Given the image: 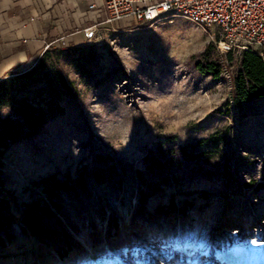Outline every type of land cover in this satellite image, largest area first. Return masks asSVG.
Masks as SVG:
<instances>
[{
    "label": "rangeland",
    "instance_id": "obj_1",
    "mask_svg": "<svg viewBox=\"0 0 264 264\" xmlns=\"http://www.w3.org/2000/svg\"><path fill=\"white\" fill-rule=\"evenodd\" d=\"M213 37L180 17L105 24L0 79V115L18 99L48 109L0 155L13 217L0 264H264V96L232 105L239 53L225 59ZM209 61L217 76L197 68ZM83 166L102 177L59 193L49 234L21 229L43 179Z\"/></svg>",
    "mask_w": 264,
    "mask_h": 264
},
{
    "label": "trees",
    "instance_id": "obj_2",
    "mask_svg": "<svg viewBox=\"0 0 264 264\" xmlns=\"http://www.w3.org/2000/svg\"><path fill=\"white\" fill-rule=\"evenodd\" d=\"M224 58H231V51L224 54ZM214 61L205 64H197L200 71H206L217 76L219 67ZM26 72V71H24ZM56 81L60 82V75H55ZM264 96V64L257 54L249 50L239 53L237 67L231 81V102L239 109L244 103ZM48 109L32 105L25 99L14 100L11 104L10 113L0 115V155L9 143L27 138L35 134L45 122ZM100 161L104 158L100 157ZM145 160L149 168L161 167L162 161L158 158L146 155ZM100 168L93 167L86 171L79 167L73 178L65 174L63 178H57L53 174L43 179L42 191L45 194L43 200L31 199L25 202L20 209L19 222L21 229H27L33 235L43 238L49 234L53 223V215L58 210L57 198L60 192H71L76 188L83 189L86 185L85 175H90L94 180L101 179ZM145 195H140L139 201L143 202ZM12 214L8 210L7 200L0 196V246L4 240L11 238L9 231Z\"/></svg>",
    "mask_w": 264,
    "mask_h": 264
},
{
    "label": "built area",
    "instance_id": "obj_3",
    "mask_svg": "<svg viewBox=\"0 0 264 264\" xmlns=\"http://www.w3.org/2000/svg\"><path fill=\"white\" fill-rule=\"evenodd\" d=\"M101 9L100 22L113 29H139L172 17L184 18L213 29L212 40L220 52L249 50L264 64V0H103ZM84 30L96 31L97 23Z\"/></svg>",
    "mask_w": 264,
    "mask_h": 264
},
{
    "label": "crops",
    "instance_id": "obj_4",
    "mask_svg": "<svg viewBox=\"0 0 264 264\" xmlns=\"http://www.w3.org/2000/svg\"><path fill=\"white\" fill-rule=\"evenodd\" d=\"M92 3L93 6L88 5ZM103 0H0V79L25 67L50 44H81ZM99 22V23H98ZM116 25V24H115Z\"/></svg>",
    "mask_w": 264,
    "mask_h": 264
},
{
    "label": "snow or ice",
    "instance_id": "obj_5",
    "mask_svg": "<svg viewBox=\"0 0 264 264\" xmlns=\"http://www.w3.org/2000/svg\"><path fill=\"white\" fill-rule=\"evenodd\" d=\"M200 247H201V248H204V249H205L204 254H207V248H205V245H204V244H201Z\"/></svg>",
    "mask_w": 264,
    "mask_h": 264
}]
</instances>
